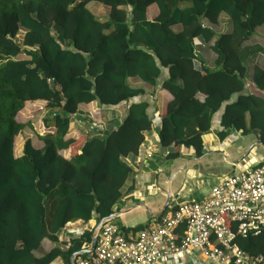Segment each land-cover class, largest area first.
<instances>
[{"label": "trees", "instance_id": "1", "mask_svg": "<svg viewBox=\"0 0 264 264\" xmlns=\"http://www.w3.org/2000/svg\"><path fill=\"white\" fill-rule=\"evenodd\" d=\"M88 1L100 3L108 20H99ZM153 5L158 16L149 20ZM222 15L230 30L219 34ZM262 26L264 0H0V264H71L99 220L120 210L135 172L127 159L139 155L157 114L168 161L180 157L181 147L202 156L203 136L223 108L221 140L230 131L254 132L264 144V98L249 90L264 93V68L248 66L264 56V46L247 45ZM212 42L217 57L210 68L199 49ZM164 70L160 87L173 99L151 118L149 102H131L146 90L128 79L157 88ZM38 102L44 125L54 129L38 136L41 149L24 136L34 131L32 122L18 120L27 104ZM93 102L129 106L107 133L91 132L83 142L68 138L79 106ZM69 149L67 159L62 151ZM76 224L86 228L74 234ZM66 229L70 237L61 241ZM45 241L55 247L46 251ZM235 244L264 256V233Z\"/></svg>", "mask_w": 264, "mask_h": 264}, {"label": "crops", "instance_id": "2", "mask_svg": "<svg viewBox=\"0 0 264 264\" xmlns=\"http://www.w3.org/2000/svg\"><path fill=\"white\" fill-rule=\"evenodd\" d=\"M100 11L105 13L103 6ZM100 11L98 10L99 13H101ZM99 16H101L99 17L101 19L104 17L103 14ZM157 16L158 10L153 5L148 9L147 17L149 20H154ZM226 19H228L226 15L221 16V21L217 27L220 30L218 31L217 29L219 34L226 32L223 28V21ZM174 30L180 31L181 27H174ZM200 43V41H196V44ZM213 44L214 42L210 45H203L200 50L201 57L210 68L215 67L214 62L217 57L211 50ZM247 45L264 46V26L257 30L256 35ZM208 49L212 53L208 54ZM251 61L255 62L254 66L258 65L264 68V56H257ZM199 65L200 63L197 64V67ZM167 77L168 72L164 70L157 88L144 83L139 78L128 79L131 86L146 90V94L143 97H138L131 102H137L141 99L149 102L151 118L156 113L164 114L167 104L173 99L167 90L160 87V84ZM249 90L264 98L263 92H258L250 86ZM199 99L203 101L204 96L200 95ZM35 105L40 109L45 107L43 102L27 104L19 114L18 120L23 123L28 121L26 120L28 115L23 116V114L25 115L26 111H30V109L32 111ZM128 106V103H124L118 107L104 108L95 102L80 105L79 111L70 125L68 138L83 142L91 132L95 134L107 133L113 127L114 122L121 121L126 116ZM223 110L224 108L215 115L211 131L203 136V155L200 157L196 155L193 148L181 147L176 149V152L180 153V157L166 163V154L168 152L161 150L159 146L158 131L160 126L153 127L151 132L145 135V142L140 148L139 155L131 159L135 172L125 185L126 193L121 202V204H127V206L124 209L115 211L120 212L119 216L128 214L133 217V221H131L133 226L122 227L125 229H135L137 226L146 227L150 222L159 219L165 212L164 207L169 200V194L170 200L166 211L171 206H174L176 202L183 200L201 201L209 195L213 185L220 178L227 177L239 170L264 165V146L259 144L261 141L256 133L252 132L244 136L230 131L227 139L221 140L219 138L218 134L223 130L221 127ZM43 117V114L38 110L31 119L37 118L38 121L41 120V123ZM31 122L33 125L35 121ZM50 130L52 132L48 133H54V129L50 128ZM26 131L28 132L27 134ZM24 134L33 141L35 148L41 149L43 147V143L38 137L42 136V134L36 128H34V131L25 130ZM80 149L77 152L81 153ZM22 150L23 148H19L16 153L17 157L22 155ZM148 152H152L153 156L143 166L141 162L145 160ZM71 153L72 149L62 151L63 156L67 159L71 158ZM160 155H162L161 159L159 158ZM155 194L159 195L158 201L149 199ZM54 246L55 244L48 241L43 243V248L46 251H50ZM37 256H40V254H37ZM55 264H63V261L59 259ZM179 264H209V262L202 256H198L197 253H192L186 255Z\"/></svg>", "mask_w": 264, "mask_h": 264}, {"label": "built area", "instance_id": "3", "mask_svg": "<svg viewBox=\"0 0 264 264\" xmlns=\"http://www.w3.org/2000/svg\"><path fill=\"white\" fill-rule=\"evenodd\" d=\"M160 124L157 114L153 126ZM152 156L147 153L143 166ZM263 233L264 165L218 179L207 197L176 202L143 230L104 222L96 232L94 253L77 264H179L192 253L209 264H264L263 256H251L235 244L238 237Z\"/></svg>", "mask_w": 264, "mask_h": 264}, {"label": "rangeland", "instance_id": "4", "mask_svg": "<svg viewBox=\"0 0 264 264\" xmlns=\"http://www.w3.org/2000/svg\"><path fill=\"white\" fill-rule=\"evenodd\" d=\"M87 7L91 10V12L92 13H94V15L99 19V20H101V21H105V20H108L107 19V16L105 15V13H104V11H100V9L102 8V5L100 4V3H97V2H92V1H88V3H87ZM98 10L101 12V13H99L98 12ZM104 15V17L101 19V18H99V17H101V16H99V15ZM223 28H224V31H228V30H230V23H229V19H226V20H224L223 21ZM218 29V28H217ZM218 31H220L219 29H218ZM23 35H24V32H20L19 33V35H18V38H19V40H21L22 39V37H23ZM202 48L200 47V49H199V54H201L200 53V50H201ZM209 53L208 54H210V53H212L209 49L207 50ZM207 54V55H208ZM206 55V56H207ZM260 56V55H259ZM18 59H29V57L28 56H26L25 54H21L19 57H18ZM255 61V60H254ZM214 64H215V62H214ZM254 64H255V62H250L249 64H248V66H249V69L252 71V69L255 67L254 66ZM33 110L31 111V109H30V111H26V113H25V115L23 114V116H27L26 117V120H31V121H35L34 123H33V126H34V128H36V130L40 133V134H42V136H43V134H45V133H48V132H52V130H50V128H47L45 125H44V123H43V119H42V122L40 123V121L41 120H37V118L36 119H31L34 115H35V112L36 111H38V110H40V112L43 114V116L46 114V110L44 109V108H38V106L37 105H35L34 106V108H32ZM42 110V111H41ZM33 115V116H32ZM160 126V125H159ZM28 132L26 131V134H27ZM34 133H36V132H34ZM24 136L27 138L28 136L27 135H25L24 134ZM19 141H21V139L19 140ZM159 158L161 159L162 158V155H160L159 156ZM130 161H131V159H130ZM165 162L166 163H168V160H165ZM149 199H151L152 201H158L159 200V195H157V194H155V195H153L151 198H149ZM166 203V202H165ZM165 205V204H164ZM163 205V206H164ZM120 206V210L121 209H124V207H126L127 206V204H120L119 205ZM147 212V211H146ZM148 213V212H147ZM113 221H115V222H117L119 225H121V226H133L132 225V222L131 221H133V217H130L128 214H126V215H121V216H118L116 219H114ZM86 228V226L84 225V224H76V225H74V226H71L70 227V230H72V233H74V234H79V232L83 229H85ZM76 231H78V233H75ZM81 233V232H80ZM70 236H69V233H68V229H66L63 233H62V235H61V241H64L65 239H67V238H69ZM55 247V246H54Z\"/></svg>", "mask_w": 264, "mask_h": 264}, {"label": "water", "instance_id": "5", "mask_svg": "<svg viewBox=\"0 0 264 264\" xmlns=\"http://www.w3.org/2000/svg\"><path fill=\"white\" fill-rule=\"evenodd\" d=\"M259 144L263 145L264 144L262 142H259ZM169 200H170V194H169ZM169 200L168 202L166 203L165 207H164V211L166 210L167 206L169 205ZM120 215V212H114L112 213L111 215H109L108 217H105V218H102L101 220H99L95 230H98L102 224L104 223V221L106 220H113L115 219L116 217H118ZM95 245H96V239L95 238H92V241H91V244H90V248L88 250H82V251H77V252H74L72 255H71V264H77L76 263V260L75 258L77 256H83V255H91L95 249Z\"/></svg>", "mask_w": 264, "mask_h": 264}, {"label": "bare ground", "instance_id": "6", "mask_svg": "<svg viewBox=\"0 0 264 264\" xmlns=\"http://www.w3.org/2000/svg\"><path fill=\"white\" fill-rule=\"evenodd\" d=\"M229 176H230V175H229ZM167 208H168V206H167ZM167 208H166V209H167ZM167 211H168V210H167ZM167 211L165 210V212L162 214V216H164V215L166 214ZM162 216H161V217H162ZM107 217H108V216H107ZM161 217H160V218H161ZM116 218H117V217H116ZM116 218H115V219H116ZM160 218L157 219V220H155V221L160 220ZM113 220H114V219H113ZM113 220H106V221H104V222H107V221H113ZM155 221L150 222V224H148V226L154 224ZM113 222H115V221H113ZM115 223H117V222H115ZM103 224H104V223H103ZM103 224H102V225H103ZM117 224H118V223H117ZM118 225H119V224H118ZM119 226H121V225H119ZM101 227H102V226H101ZM101 227H100V228H101ZM121 227H122V226H121ZM95 228H96V227H95ZM100 228H99V229H100ZM144 228H145V227H144ZM99 229H98V230H99ZM123 229H125V228L123 227ZM98 230H95V229H94L93 232H92V238H95V239H96V243H97L96 232H97ZM131 231H133V230H131ZM179 232H180V231H179ZM260 235H261V234H260ZM249 237H251V236H249ZM242 238H245V237H242ZM246 238H248V237H246ZM236 239H237V238H236ZM91 241H92V239H91ZM235 241H236V240H235ZM90 244H91V243H90ZM237 246H238V245H237ZM238 247H239L241 250L245 251V250L242 249L240 246H238ZM89 248H90V245H89ZM89 248L84 249V250H88ZM95 248H96V245H95ZM81 251H82V250H81ZM94 251H95V249H94ZM94 251H93V253H94ZM245 252H247V251H245ZM93 253H92V254H93ZM247 253H248V252H247ZM248 254H249V253H248ZM250 255H251V254H250ZM81 256H82V255H81ZM87 256H88V255H87ZM251 256H252V255H251ZM77 257H80V256H77ZM77 257H76V258H77ZM254 257H256V256H254ZM258 257H260V256H258ZM263 257H264V256H263ZM76 258H75V260H76ZM76 263H77V261H76Z\"/></svg>", "mask_w": 264, "mask_h": 264}]
</instances>
